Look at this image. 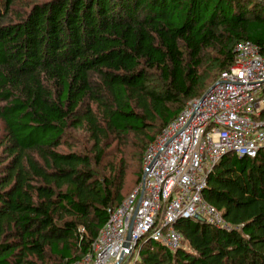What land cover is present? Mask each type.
I'll return each mask as SVG.
<instances>
[{"label": "trees", "instance_id": "trees-1", "mask_svg": "<svg viewBox=\"0 0 264 264\" xmlns=\"http://www.w3.org/2000/svg\"><path fill=\"white\" fill-rule=\"evenodd\" d=\"M18 2L0 0V264H74L126 199L128 155L207 93L238 44L264 53V0ZM73 128L90 153L59 151ZM203 198L230 232L182 218L181 248L149 242L134 264H264V147L218 161Z\"/></svg>", "mask_w": 264, "mask_h": 264}, {"label": "built area", "instance_id": "built-area-1", "mask_svg": "<svg viewBox=\"0 0 264 264\" xmlns=\"http://www.w3.org/2000/svg\"><path fill=\"white\" fill-rule=\"evenodd\" d=\"M235 54L210 90L186 103L147 147L142 181L110 211L92 251L74 264H134L149 242L175 251L184 241L175 230L182 218L230 232L220 211L203 198L208 175L228 154L254 158L264 147V121L254 118L264 111V53L242 42Z\"/></svg>", "mask_w": 264, "mask_h": 264}, {"label": "rangeland", "instance_id": "rangeland-1", "mask_svg": "<svg viewBox=\"0 0 264 264\" xmlns=\"http://www.w3.org/2000/svg\"><path fill=\"white\" fill-rule=\"evenodd\" d=\"M45 1L49 0H20L16 6V10L20 12L21 10H27L30 6L36 3H43ZM219 76L216 75L213 79L210 80L208 84V91L210 90V86L213 85L217 80ZM207 91V92H208ZM205 93V92H204ZM206 94V93H205ZM204 95V94H203ZM158 131V130H157ZM160 131L156 132L154 137L159 133ZM159 134L156 136L158 138ZM129 143L131 145L135 144V139L131 138ZM92 141L89 138L88 134L82 130V129H70L67 133V136L63 139V145L59 149L60 152L62 153H68V152H75L78 154H88L90 153V150L92 148ZM150 145V144H149ZM147 145V147L149 146ZM131 147V146H130ZM147 149V148H146ZM145 149V151H146ZM144 151V152H145ZM142 156H135L134 157L130 154L128 155V172H127V177H126V182H125V190H124V196L125 198H128L132 192L138 187V180L139 177L142 178L143 176V170H142ZM122 158V154L118 152L117 154V159L115 163L118 164V168L120 166L119 162L120 159ZM108 161H113L111 158L107 160ZM153 247L156 248L157 246L153 244Z\"/></svg>", "mask_w": 264, "mask_h": 264}, {"label": "water", "instance_id": "water-1", "mask_svg": "<svg viewBox=\"0 0 264 264\" xmlns=\"http://www.w3.org/2000/svg\"><path fill=\"white\" fill-rule=\"evenodd\" d=\"M213 168H214V166H213ZM210 175V174H209ZM209 175H208V177H209ZM132 228H133V225H131V227H130V229H129V231H128V233H127V241L125 242V244H124V247L125 248H129L130 247V240H131V233H132Z\"/></svg>", "mask_w": 264, "mask_h": 264}]
</instances>
